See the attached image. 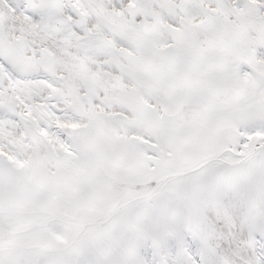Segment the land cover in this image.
<instances>
[{"label":"snow or ice","instance_id":"6c2138e0","mask_svg":"<svg viewBox=\"0 0 264 264\" xmlns=\"http://www.w3.org/2000/svg\"><path fill=\"white\" fill-rule=\"evenodd\" d=\"M0 264H264V0H0Z\"/></svg>","mask_w":264,"mask_h":264}]
</instances>
